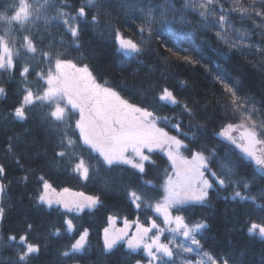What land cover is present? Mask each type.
Wrapping results in <instances>:
<instances>
[{"label": "trees", "instance_id": "obj_1", "mask_svg": "<svg viewBox=\"0 0 264 264\" xmlns=\"http://www.w3.org/2000/svg\"><path fill=\"white\" fill-rule=\"evenodd\" d=\"M162 2L129 0L140 7ZM219 2L220 6L210 8V12L215 9V15L204 20L201 11L185 7V0H170L177 10L167 17L172 22L173 31L157 32L160 26L155 24L149 37L146 31L143 34L139 31L140 26H148L140 11L122 7V0H102L99 26L93 28L90 23H81L79 48L73 46V38L62 24L57 21L45 23L43 18L55 16L56 7L63 5L65 0H54L52 5L55 7H49L34 24L25 25L23 29L15 24L11 26L7 37L20 55L14 56L16 68L11 76L0 73V86L7 93L0 97V165L5 168L0 180L6 185L2 198L5 214L1 224L0 264H16L18 248L12 246L8 237L15 235L19 238L25 233L29 242L40 245L39 255L31 259L30 264H136L137 260L140 264L147 263L149 257L142 249L130 252L125 243L117 244L111 253H106L104 230L113 221L122 227L125 221L133 227L138 224L149 227L153 221L162 226L163 220L156 214L154 205L162 202L166 178L174 171L167 155L160 151L149 154L155 163H146L144 174L125 165L109 168L102 159L97 163L98 154L83 145L79 137V129L75 127L76 112L70 114L67 127L62 124L52 127L43 120L47 107L26 108L27 120L14 119L13 111L23 96L22 66L27 64L29 67L26 83L34 92L45 86L36 75L49 67L41 52H51L53 56L59 52L61 59L71 60L78 66L86 64L99 83L107 81V85L128 103L168 117L167 122L157 123L169 136H175L187 145L182 152L186 158L200 152L207 158L208 167L218 176H223L222 164L230 166L234 181L250 183L248 189L241 183L239 191L243 195L256 196L257 203L264 204V198H261L264 178L245 160L236 145L219 135L228 124H244L251 128L250 121L243 120L239 112H233L232 96L225 84L249 101L246 107L255 103L259 113H264V0ZM19 3L20 0H0V12L7 8L8 15H13ZM28 3L34 7L39 4L38 0H28ZM66 3L71 7L65 10L75 15L85 0H66ZM221 6L226 14L225 20L230 22L226 28L219 23ZM240 6L247 8L249 14L238 13L236 8ZM86 11L90 21L96 9L86 7ZM113 27L118 28L125 38L141 45L142 52L124 56L118 50V41L111 30ZM2 28L8 31L5 22L0 21V32ZM25 35L38 49L35 58L21 47ZM165 45L174 51L178 46L186 52L175 51L173 54ZM185 55L191 57V62L184 59ZM163 88L172 91L179 103L171 105L160 101L158 96ZM253 119L257 122L258 137L264 140V127H261L264 115L254 114ZM176 124H179V130L173 127ZM65 132L76 142L75 156L71 160L56 155L64 150L60 141ZM78 158L91 165L87 180L72 170ZM205 175L214 184L209 190L208 202L179 212L174 209V214L184 216L190 225L199 221L208 224L202 238H198L202 251L217 261L223 257L229 264H264V241L247 233L249 221H264V209L257 208L251 201L232 199L235 185L218 189L207 170ZM41 176L51 184L53 192L78 198L81 197L75 194L83 193L84 196L99 197L101 202L94 209H85L79 214L65 210L63 205L54 204L51 209L37 205L36 197L43 191ZM144 180L151 183L144 185ZM64 189H68V193ZM128 189L145 193L153 207L142 205L137 209L129 199ZM65 219L73 220L75 232L66 231ZM29 224L32 225L31 231L27 228ZM57 228L61 234L54 236L52 233ZM84 229L88 231L85 250L63 256L62 252L79 239Z\"/></svg>", "mask_w": 264, "mask_h": 264}, {"label": "snow or ice", "instance_id": "obj_2", "mask_svg": "<svg viewBox=\"0 0 264 264\" xmlns=\"http://www.w3.org/2000/svg\"><path fill=\"white\" fill-rule=\"evenodd\" d=\"M191 0H189V3ZM214 0H203L200 8V16L207 20L209 17L215 15V9L208 11V6L212 5ZM102 0H85L84 5L76 10V14L72 15L66 8L71 7L65 3L56 7V15L49 19L44 16L45 23L57 21L65 27L67 33L73 38L72 44L74 47L79 48V35L81 32V23H90L93 28L100 24L99 11L101 9ZM122 7L135 9L140 11L145 17L147 28L140 26V33L147 32L150 37L153 32V26L159 24L157 32L173 31L172 22L167 19L170 13H175L177 10L170 3V0H163L161 4L150 5L145 4L140 7L138 4L129 3V0H122ZM264 6V5H262ZM52 5L51 0H42L38 7H33L28 0H20L18 8L14 11L13 15H8V9L0 12V21L5 22L8 26V31L5 35H0V73H7L11 76L16 68L14 56H19L18 49L9 46L6 36L12 30L11 26L15 24L20 29L25 25L34 24L40 20L43 13L48 10ZM86 7L96 9V14L91 16L88 20V12ZM185 7H188L186 4ZM147 9V11H145ZM219 23L223 27L225 24V13L223 6L220 8ZM243 14V13H241ZM257 15H261L257 12ZM183 20V17H181ZM230 24V22H228ZM119 44V51L124 56H133L142 52V46L127 39L121 35L118 28L111 29ZM219 35V33H218ZM223 38V37H221ZM63 44V41H61ZM21 47L25 53L35 54L38 49L33 40L25 35ZM167 48V45H165ZM168 51H185L178 46L174 51L172 48H167ZM45 58V62L49 65L46 70L37 72L36 75L39 80L44 82L43 88H38L35 92L26 83L29 74V67L27 64L22 66L20 76L23 78L22 92L23 96L20 105L13 111V118L25 121L29 118V113L26 108L31 110L33 106L36 108H48V111L43 114L42 119L47 121L52 127L59 125L69 126L68 121L70 114L73 112L79 113V119L75 121V127L79 129V137L83 145L87 146L92 152L98 154L97 163L102 162L111 168L113 165H128L140 174L145 173V164H154L155 161L151 159L149 154L156 149L165 151L168 159L172 162L175 169L174 174L167 176L164 185L166 193L162 202H157L154 209L157 213L163 215L164 223L168 226V231L173 233V240L175 235L183 237L189 243H179L177 247L184 253H195L200 257L195 264H229L227 258H221L217 261L215 258L209 256L208 253L202 251L201 241L203 232L208 228V224L204 221H199L194 224L185 222L182 215L171 214L170 209L175 208L178 212L187 210L190 206L199 204L205 205L208 202L209 190L214 187L205 176V170L213 178L215 185L219 188H226L229 185H235L232 199L240 201H251L257 208L264 209V204L257 203L256 196L243 195L239 191L240 184H243L245 189L250 187L248 181L237 182L232 179L233 171L230 166L222 164L223 176H218L208 167L207 158L200 152L193 155L192 161L184 160L180 155L181 148H187V145L175 136H169L167 132L157 126L158 121L167 122L168 117L156 115L154 111H149L146 107H139L128 103L123 99L119 92L115 91L112 87L99 83L96 77L92 74L89 67L85 64L78 66L71 60L61 59V53L57 52L55 56L51 52H41ZM184 59L191 62V57L185 55ZM198 63V61H197ZM225 89L231 93L233 112H239L243 120L251 122V128H246L244 124L233 125L228 124L219 135L223 136L226 140L236 145L237 148L249 160L254 161L258 171L264 176V149H257V145L264 144V140L257 139L256 133V120L253 119L254 114L264 115L259 113L255 103H251V107H246L249 101L238 96L236 91L224 85ZM6 90L0 86V97L6 96ZM160 101L166 104L176 105L179 103L177 98L173 95L172 91L168 88H163L158 96ZM187 108V106H184ZM179 130V124L173 125ZM261 127H264V122H261ZM243 129L240 133V140L245 143H239L231 132L237 129ZM187 135V133H183ZM194 138V137H193ZM75 141L64 133V138L61 139L60 144L64 150L59 151L56 155L62 159L71 160L75 156L74 146ZM9 151H11V143H9ZM179 161V163H178ZM19 163V160H17ZM90 164H86L83 158H78V162L73 167V172L79 173L80 176L87 180L89 178ZM5 173V168L0 165V177ZM27 180V176L23 178ZM43 182V191L36 197L37 205H44L51 209L54 204L63 205V208L69 212H76L77 214L87 210L94 209L101 201L99 197L84 196L83 193L75 194L81 197L79 200H68L64 198H57L55 200L50 196V192L54 191L51 184H49L44 177H39ZM151 181L144 180V185H149ZM6 185L0 183V199L3 198ZM68 193V189H64ZM128 196L131 202L137 209L142 205L145 207H153L149 204L145 193L136 190L128 189ZM261 198H264V193H261ZM227 199V197H226ZM5 208L0 206V220L4 218ZM114 223V221H113ZM66 231L72 233L76 231V225L72 219H65ZM129 225L125 221V228L119 230L118 233H111L109 229L104 230V251L111 253L117 244L123 240L127 234ZM28 231L32 230V225L27 226ZM152 229H158L151 237L148 233ZM165 231L164 228L159 226L153 221L150 227L139 225L136 234L131 238L124 241L130 252H139L141 249L150 258L149 264H175L174 253L170 243H161L160 235ZM247 233L250 237H258L264 241V221L248 222ZM54 236H59L60 229H56L53 233ZM88 231L84 229L79 235V239L72 243L68 250L63 251L62 255L68 257L75 253H80L85 250L87 243ZM200 237V238H198ZM8 241L12 246L17 247V261L16 264H30L31 259L36 258L40 253V245L29 242L28 235L25 233L20 235L19 238L15 235L8 237ZM191 245H195L193 248ZM204 258H207L205 260ZM136 264H140L137 260ZM186 264H193L191 260H187Z\"/></svg>", "mask_w": 264, "mask_h": 264}, {"label": "rangeland", "instance_id": "obj_3", "mask_svg": "<svg viewBox=\"0 0 264 264\" xmlns=\"http://www.w3.org/2000/svg\"><path fill=\"white\" fill-rule=\"evenodd\" d=\"M53 1L54 0H51V3L53 4ZM220 0H214V3L212 4V5H209L208 6V11L210 12V8H215V7H218V6H220V2H219ZM185 2H186V4L189 6V7H191L193 10H198V11H202L203 9H201L200 8V4L203 2V0H191V2L189 3V0H185ZM38 3L40 4V3H42V0H38ZM39 4H38V6H39ZM32 5V4H31ZM33 7H34V5H32ZM241 8V9H240ZM244 7H242V6H240V7H237L236 8V10L238 11V13H243V14H246V15H248L249 14V10H247V8H245V9H243ZM238 9H240V10H238ZM244 19H247V17H244ZM226 22H225V24H224V26H223V28H226V26H227V20H225ZM37 22V21H36ZM7 32V30L5 29V28H2V32H0V35H5V33ZM4 33V34H3ZM6 39L8 40V43H9V46L10 47H13V43L11 42V40L6 36ZM76 114H77V116H78V119H79V113L78 112H76ZM157 126L159 127V125H158V123H157ZM164 130V129H163ZM165 131V130H164ZM166 132V131H165ZM235 139H237V141L239 142V143H242V141L239 139V138H237L236 136H233ZM155 152L156 151H160V152H163L164 154H166V152L165 151H161V150H159V149H156V150H154ZM145 152H146V154H150V153H147V149H145ZM183 152V148H181L180 149V155L184 158V160H187V161H192V159H193V157H191V158H186L185 157V155L182 153ZM167 155V154H166ZM168 157V156H167ZM171 162V161H170ZM178 163H179V161H178ZM171 164H172V162H171ZM125 166H128V165H125ZM130 167V166H129ZM174 168V167H173ZM174 171H175V169H174ZM174 171H173V173L171 174V175H173L174 174ZM206 176V175H205ZM206 178L210 181V179L206 176ZM165 183H166V181H165ZM165 185V184H164ZM164 193H165V191H164ZM165 195H166V193H165ZM50 196L52 197V199L53 200H55V199H57V198H64V199H68V200H79V199H81V198H78V197H76V196H70L69 194H64V193H57V192H50ZM165 197V196H164ZM163 200H164V198H163ZM162 200V201H163ZM174 209L175 208H173V209H170V211H171V214L173 215V216H175V214H174ZM156 212V211H155ZM156 214L158 215V216H160L161 218H162V220H163V225L161 226V225H158L159 226V228H164L165 229V231L163 232V234L162 235H160V241H161V243H169V241H172V243H170V247H172L173 248V250H174V253H179L178 255H174V261H175V264H186V261L187 260H191L192 262H193V264H195V262L197 261V260H199L200 259V257H198V256H196L195 255V253H184V252H182V250L181 249H179L178 247H177V244H179V243H185V244H187V243H189L188 241H186L183 237H181V236H179V235H175V239L173 240V233H171L170 231H168V228L170 227V226H168V225H166L165 223H164V219H163V215L162 214H160V213H157L156 212ZM150 227V226H149ZM125 228V226H119L117 223H113L112 222V224L107 228V229H109L110 230V234L111 233H118L119 232V230H121V229H124ZM136 230H137V227H133L132 225H129V227H128V229H127V234L124 236V238H123V240H121L119 243H124V241H126L127 239H129V238H131L132 236H134L135 234H136ZM157 231H158V229H152V231L151 232H149L148 233V237H151L154 233H157ZM118 243V244H119ZM125 245H126V243H125ZM127 246V245H126ZM191 247H193V248H195L196 246L195 245H191ZM142 251L144 252V250L142 249ZM204 252V251H203ZM210 256V255H209ZM205 260H207V258H204ZM149 260H150V258L148 259V261H147V263H145V264H149Z\"/></svg>", "mask_w": 264, "mask_h": 264}, {"label": "water", "instance_id": "obj_4", "mask_svg": "<svg viewBox=\"0 0 264 264\" xmlns=\"http://www.w3.org/2000/svg\"><path fill=\"white\" fill-rule=\"evenodd\" d=\"M245 126V125H244ZM246 128H249V127H247V126H245ZM243 129H237L236 131H233V132H231V135L233 136L234 134H237V135H239V137H240V133H241V131H242ZM257 139H260L259 137H258V135H257ZM242 143H245V141H242ZM257 147V149L259 150V149H264V144H259V145H257L256 146ZM237 150L243 155V157L245 158V160L247 161V162H250L252 165H253V167L255 168V170H256V172L261 176V177H263L264 178V176H262L261 174H260V172L258 171V169H257V166L255 165V162L254 161H251V160H249L247 157H245V155L241 152V150L239 149V148H237ZM0 183H3L1 180H0ZM2 205V199H0V206ZM2 221H3V219L2 220H0V233H1V224H2Z\"/></svg>", "mask_w": 264, "mask_h": 264}]
</instances>
